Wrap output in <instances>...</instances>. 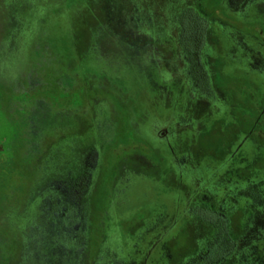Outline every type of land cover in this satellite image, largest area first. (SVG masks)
<instances>
[{
    "label": "rangeland",
    "instance_id": "rangeland-1",
    "mask_svg": "<svg viewBox=\"0 0 264 264\" xmlns=\"http://www.w3.org/2000/svg\"><path fill=\"white\" fill-rule=\"evenodd\" d=\"M198 2L0 0L1 90L7 69L19 65L32 36L43 31V23L57 21L63 14L85 19L87 6L101 20L80 62V75L107 84L139 108L135 128L141 137L164 149L179 147V154L173 153L168 161L181 179L180 186L166 177L158 181L141 174L124 176L112 208L118 228L104 241L96 264H264V173L241 177L236 172L240 163H235L250 140L256 144L257 139L260 157L253 158L247 151L244 156L253 160L240 167L259 163L260 169L264 163V46L220 21L211 26L210 37H203ZM224 5L226 19H257L254 26L264 28V0H224ZM51 38L42 43L61 42L57 34ZM245 70L250 71L248 76L257 73L260 87L244 77ZM237 75L242 77L236 79ZM233 99L241 103L237 110L249 140L235 136L233 112L230 136L234 141L228 156L214 154L204 162L192 151L182 152L181 136L190 133L191 138L218 127L223 104L233 110ZM95 108L93 142L78 148L70 144V157L56 160L38 178L25 203H16L12 197L9 160L14 132L0 111V205L6 204L0 209V256L4 264L82 263L86 200L105 146L115 138L110 108L103 104ZM239 212L244 220L235 227ZM182 231L188 233L187 255L174 258L172 243ZM224 232L230 243L222 250L219 242Z\"/></svg>",
    "mask_w": 264,
    "mask_h": 264
},
{
    "label": "trees",
    "instance_id": "trees-1",
    "mask_svg": "<svg viewBox=\"0 0 264 264\" xmlns=\"http://www.w3.org/2000/svg\"><path fill=\"white\" fill-rule=\"evenodd\" d=\"M224 7V0H199L196 11L200 10L203 20V37H210L211 26L220 21L264 46V28L254 26L259 23L257 19L247 17L243 20L235 17L234 22L226 19ZM86 10L88 14L85 19H72L63 14L57 21L48 20L46 24L43 23V31L40 29L42 35L39 34L40 31L35 32L24 58L17 63L19 65L13 70L7 69L6 77L3 75L5 85L4 90L0 89V111L7 116L14 132V146L9 160L12 174L10 182L14 184L12 197L16 203H25L31 197L38 178L56 160L64 161L70 157V144L78 148L93 142L95 105L103 104L110 108L115 138L105 146L86 200L87 236L81 264H96L104 251V241L118 228V220L113 216L112 208L115 191L124 176L141 174L154 177L158 181H164L166 177L176 187L182 183L168 161L173 153L179 154V147L164 149L141 137L135 128L140 116L139 108L130 105L124 96L114 92L107 84H99L80 75V62L90 49L94 28L101 20L87 6ZM55 34L61 42L42 43L47 38L52 39ZM244 72V77L252 78L255 87H260L261 80L257 73L248 76L250 71ZM239 77L242 76L237 75L235 78ZM237 102L239 101L235 99V136H244L249 140L247 135H243L249 131L240 120L242 116L237 107L241 103ZM229 109L224 103L223 110L228 112ZM227 115L221 116L223 120L218 127L203 134H193L189 138L191 134L184 133L181 136L183 143L180 144L182 152L192 151L195 156L203 158L204 162L211 161L214 154L217 158H222L221 155L228 156L234 139L230 136L233 133L230 122L233 118ZM254 141L250 140L235 159V163H240L235 168L237 167L236 172L241 177L251 176V172L264 173V163H261L260 169H257L259 163L240 167L241 163L244 165L253 160L244 156L247 151L251 152L253 158L260 157L262 147L257 146L258 139L256 144ZM186 145L188 148L184 149L183 146ZM220 146H223L222 152L217 154ZM5 207L6 204L0 205V209ZM235 220V227H241L244 218L240 212ZM128 229L129 227H125V230ZM220 238L219 245L224 250L229 246L230 239L225 232ZM172 247L174 258L187 255L188 233L182 231ZM0 264H4L1 256Z\"/></svg>",
    "mask_w": 264,
    "mask_h": 264
},
{
    "label": "flooded vegetation",
    "instance_id": "flooded-vegetation-1",
    "mask_svg": "<svg viewBox=\"0 0 264 264\" xmlns=\"http://www.w3.org/2000/svg\"><path fill=\"white\" fill-rule=\"evenodd\" d=\"M231 63H233V61H232ZM229 69H230V68H229ZM232 70L235 71V69H233V68H232ZM233 73H234V72H233ZM233 100H234V99H233ZM234 101H235V100H234ZM232 108H233V110H232V109H229L228 112H226V111H222V114H224V115H225V114H226V115H227V114H228V115H231L233 112H234V114H235V108H234V107H232ZM222 110H223V109H222ZM231 110H232V111H231ZM229 113H230V114H229ZM234 114H233V115H234ZM228 115H227V116H228ZM234 116H235V115H234ZM234 116H233V117H234Z\"/></svg>",
    "mask_w": 264,
    "mask_h": 264
}]
</instances>
